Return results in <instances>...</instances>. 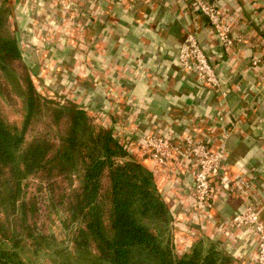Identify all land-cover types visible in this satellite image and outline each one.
<instances>
[{"label": "crops", "instance_id": "obj_1", "mask_svg": "<svg viewBox=\"0 0 264 264\" xmlns=\"http://www.w3.org/2000/svg\"><path fill=\"white\" fill-rule=\"evenodd\" d=\"M215 1L228 11L232 33L240 37L229 48L190 0L11 4L18 42L31 67L38 65L40 80L63 95L74 88L69 101L78 107L94 103L92 113L104 112L110 118L106 127L115 129L116 139L152 172L169 208L175 252L200 246L205 253L213 246L249 264L254 233L232 227L229 220L253 202L264 221V0ZM187 32L196 35L209 57L220 89L177 64ZM156 132L206 136L210 147L221 151L222 171L235 179V186L217 188L208 205L197 203L192 189L196 165L188 153L166 167L148 158L146 139ZM241 181L251 184L247 194L236 186Z\"/></svg>", "mask_w": 264, "mask_h": 264}, {"label": "trees", "instance_id": "obj_2", "mask_svg": "<svg viewBox=\"0 0 264 264\" xmlns=\"http://www.w3.org/2000/svg\"><path fill=\"white\" fill-rule=\"evenodd\" d=\"M12 16L11 0H0V98L23 103L20 123L0 103V264H32L20 254L56 242L53 219L71 232L73 251L98 263L242 264L213 246L175 252L152 172L95 122L94 103H58L38 90Z\"/></svg>", "mask_w": 264, "mask_h": 264}, {"label": "built area", "instance_id": "obj_3", "mask_svg": "<svg viewBox=\"0 0 264 264\" xmlns=\"http://www.w3.org/2000/svg\"><path fill=\"white\" fill-rule=\"evenodd\" d=\"M128 1L147 4L153 2V0ZM190 1L207 18L211 32L216 36L220 44L224 48L234 45L235 41L240 37L232 33L228 11L215 0ZM68 22L69 20H67ZM67 23H65V28L67 27ZM65 30V34H68V28ZM176 62L182 69L196 72L203 83L220 89L221 81L210 63L209 57L193 32H187L184 40L179 44ZM253 62L256 64L258 60H254ZM91 114L96 119L101 120H105L107 117L100 110L93 111V113L91 111ZM208 142L206 136L197 137L186 134L179 137H170L156 132L146 139L145 152L148 154L150 160L161 167L168 166L172 160H178L179 157L186 158L188 153L196 165L192 185L196 202L208 205L217 188L227 191L236 184L235 179L222 171L223 155L221 151L213 150ZM183 149H186L188 152ZM236 186L245 194L251 190V184L247 181H241ZM229 222L236 229H249L254 233V255L249 264H264V221L259 215L256 203L245 204L242 209L236 210L230 217Z\"/></svg>", "mask_w": 264, "mask_h": 264}, {"label": "rangeland", "instance_id": "obj_4", "mask_svg": "<svg viewBox=\"0 0 264 264\" xmlns=\"http://www.w3.org/2000/svg\"><path fill=\"white\" fill-rule=\"evenodd\" d=\"M12 18H10L11 24H12L11 26L14 27ZM20 49L23 52L21 46H20ZM30 69H31V73H32L33 79L35 80L34 82L38 90L43 95L48 96L49 99L55 102H58V103H63L64 101L70 102L69 94H72V95L76 94L75 92L76 90L74 88L70 89V91L65 89L64 90L65 95H63L61 91L57 92L51 89L50 87L48 88V85H46V81L42 82V80H40V77L37 76L38 65L34 67H31L30 65ZM57 71H59V68ZM13 86H14V89H16V91L18 92L19 90L18 86L15 83L13 84ZM70 87L72 86L70 85L68 88ZM47 90H49V93L46 92ZM78 93H81V91H79ZM0 103H2L1 106H2L4 114L8 118V121L9 122L14 121L16 123L17 122L20 123V120L22 119L21 117L23 114L22 108H21L23 106V103L21 102V100L19 99L16 101V103L9 105V104H5L3 99L0 98ZM93 118L95 119L96 123H98L99 125L103 127L109 126L110 124L109 117H106L105 120L96 119L94 116ZM112 132L116 138L119 137V133H116L115 129ZM0 208L2 209V206H0ZM52 221L48 222V226H49V231L54 234L56 238V242L52 244L50 248L39 250L36 253L28 248L24 249L23 252H21L20 254L23 259H25L26 261L32 264H104V263L96 262L89 254L73 251L70 245L71 232L63 229L57 219H53ZM220 251L223 253L221 249Z\"/></svg>", "mask_w": 264, "mask_h": 264}]
</instances>
